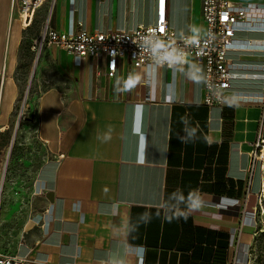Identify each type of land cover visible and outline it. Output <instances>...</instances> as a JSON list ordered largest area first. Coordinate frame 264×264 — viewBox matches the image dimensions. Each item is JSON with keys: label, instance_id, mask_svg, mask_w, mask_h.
<instances>
[{"label": "crops", "instance_id": "crops-1", "mask_svg": "<svg viewBox=\"0 0 264 264\" xmlns=\"http://www.w3.org/2000/svg\"><path fill=\"white\" fill-rule=\"evenodd\" d=\"M232 1L246 9L247 27L228 54L225 102L208 107L205 66L194 58L173 69L122 59L114 77L105 57L79 64L46 46L33 58L46 26L131 31L155 23L158 0H47L27 28L18 1L0 0V135L34 71L23 137L45 155L34 179L44 224L30 220L7 255L38 264H246L264 232V162L252 157L264 136V0ZM202 9L203 0H166L178 38L205 35Z\"/></svg>", "mask_w": 264, "mask_h": 264}, {"label": "built area", "instance_id": "built-area-1", "mask_svg": "<svg viewBox=\"0 0 264 264\" xmlns=\"http://www.w3.org/2000/svg\"><path fill=\"white\" fill-rule=\"evenodd\" d=\"M17 1L19 16L27 28L34 23L38 11L47 0ZM202 15L206 24L204 36L178 38L168 23L166 0H158L153 25H140L131 31L108 34L74 30L58 32L46 26L34 41L33 50L39 56L46 46H54L72 56L79 64L90 58L105 57L109 77L115 76L122 59H129L136 68L173 69L194 58L198 64L205 66L204 104L208 107L222 106L226 92L231 89L228 54L234 47L239 30L247 27L248 13L246 9L236 7L232 0H203ZM252 157L255 161L264 162L263 135H259L254 144ZM263 204L264 185L259 197L262 211ZM0 264L38 263L18 255L0 253Z\"/></svg>", "mask_w": 264, "mask_h": 264}, {"label": "rangeland", "instance_id": "rangeland-1", "mask_svg": "<svg viewBox=\"0 0 264 264\" xmlns=\"http://www.w3.org/2000/svg\"><path fill=\"white\" fill-rule=\"evenodd\" d=\"M36 23L42 22L41 15ZM40 32V29H39ZM34 60L37 53L34 52ZM28 74V73H27ZM22 98L14 113L10 128L0 135V253L10 254L14 251L18 238L30 220L36 226L42 227L44 215L39 195L34 189V179L45 155L41 144L30 137H23L27 125L29 103L32 95L36 94L34 81L31 82L30 92L26 96L28 79L23 81ZM24 106V107H23ZM20 124L18 123L19 116ZM18 123V124H17ZM15 141L11 149V141ZM6 140V145L1 147ZM259 220L264 222V211L260 210ZM264 264V234L258 236L250 251L246 264Z\"/></svg>", "mask_w": 264, "mask_h": 264}, {"label": "water", "instance_id": "water-1", "mask_svg": "<svg viewBox=\"0 0 264 264\" xmlns=\"http://www.w3.org/2000/svg\"><path fill=\"white\" fill-rule=\"evenodd\" d=\"M33 76H34V71L32 72L31 80H30V82H29V84H28V87H27L26 96H25V100H24V105H25L26 98H27V96H28V94H29V91H30V87H31V82H32V80H33ZM23 107H24V106H23ZM21 117H22V116L20 115V118H21ZM15 134H16V132L14 133V136H13L12 141H11V149H12L13 144H14V141H15Z\"/></svg>", "mask_w": 264, "mask_h": 264}, {"label": "trees", "instance_id": "trees-1", "mask_svg": "<svg viewBox=\"0 0 264 264\" xmlns=\"http://www.w3.org/2000/svg\"><path fill=\"white\" fill-rule=\"evenodd\" d=\"M263 234H264V232H263Z\"/></svg>", "mask_w": 264, "mask_h": 264}, {"label": "bare ground", "instance_id": "bare-ground-1", "mask_svg": "<svg viewBox=\"0 0 264 264\" xmlns=\"http://www.w3.org/2000/svg\"><path fill=\"white\" fill-rule=\"evenodd\" d=\"M264 210V209H263Z\"/></svg>", "mask_w": 264, "mask_h": 264}]
</instances>
